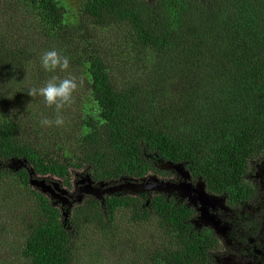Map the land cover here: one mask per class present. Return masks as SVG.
I'll return each instance as SVG.
<instances>
[{"label": "trees", "instance_id": "1", "mask_svg": "<svg viewBox=\"0 0 264 264\" xmlns=\"http://www.w3.org/2000/svg\"><path fill=\"white\" fill-rule=\"evenodd\" d=\"M75 11L69 20L61 0H0V209L13 201L19 264L82 263L88 234L115 241L120 211L146 230L134 243L147 264L216 263V233L195 226L196 210L180 198L88 195L63 216L38 177L69 188L74 169L100 184L166 175L165 163L228 208L256 198L264 0H79ZM53 50L68 57L67 69L42 67ZM53 78L77 84L59 110L62 125L55 105L30 95ZM44 118L56 128L52 137Z\"/></svg>", "mask_w": 264, "mask_h": 264}, {"label": "rangeland", "instance_id": "2", "mask_svg": "<svg viewBox=\"0 0 264 264\" xmlns=\"http://www.w3.org/2000/svg\"><path fill=\"white\" fill-rule=\"evenodd\" d=\"M61 3L68 7V19L73 16L75 8L77 9L79 0H61ZM110 32L102 33L101 37L104 39L110 37ZM113 41V38H112ZM110 45H114L111 44ZM26 77H29L28 75ZM30 87V84L27 83ZM56 133V128L48 125V131L45 132L48 136H53ZM161 169L168 170L166 175L157 174L151 175L144 179H123L119 182L111 183H94L83 170L74 169L72 171L71 186L66 188L60 179L55 177H38L40 179L41 191L54 201V204L62 209L63 216L67 215V210L74 204L79 202L82 198L93 195L99 197L100 195H110L112 193L119 194V192L141 193V192H154L162 191L166 194L173 195L177 199H182L187 204L196 209L197 219H195V226H209L215 230L220 241V251L224 254L226 244L236 249L248 248L249 245L244 242L245 236L241 230L239 220L243 224L242 215L245 214L244 210L232 211L229 210L222 202V197L212 195L205 191L203 184L200 180H193L183 172L182 167L176 165L158 164ZM254 172L252 178L262 188V197L253 209V213H259V216L264 219V160H260L253 165ZM135 188V189H134ZM13 201L10 200L11 207L0 209V254H2L7 264H19V241L20 235L15 228L11 227L10 216L15 219L13 215ZM9 201L6 202L8 205ZM261 205L263 207H261ZM7 210V211H6ZM117 223L120 225L121 232L115 235L114 240L109 243L99 242L92 234H88L93 238H89L87 243L79 246L78 257L84 261L77 264H147V258L139 255L136 252L134 240L138 236L139 240L147 238L146 230L136 225L134 227L129 223V217L124 211L118 213ZM7 217V219L5 218ZM238 217V219H237ZM262 222V231L258 237L254 238L257 243L264 240V220ZM9 226V227H7ZM145 227V226H144ZM128 231V232H127ZM253 240V241H254ZM256 251L261 250L264 260V249L262 244L256 245ZM237 258L234 262L239 263L245 260V257H240L242 252H236ZM239 256V257H238ZM224 258L221 257L222 260ZM224 260V259H223Z\"/></svg>", "mask_w": 264, "mask_h": 264}, {"label": "flooded vegetation", "instance_id": "3", "mask_svg": "<svg viewBox=\"0 0 264 264\" xmlns=\"http://www.w3.org/2000/svg\"><path fill=\"white\" fill-rule=\"evenodd\" d=\"M259 188H260L259 195L256 198H254L253 200H251L250 202H248V204H246L245 206H242L239 208L236 207V208L232 209V208H228L225 205L229 210H232V211L244 210L245 214L241 216L243 219V224L240 220H239V222L237 221V223L239 224V226H240V228L243 231V234L245 236L244 242H246V244H248L249 247L245 248L242 245V248L236 249L234 247H231L229 244H226V246L224 248V252H223L224 254H221L220 247H219L220 241H219L218 235L216 234L217 243L215 245V248H213L211 253H210L212 255V258L216 262L214 264H264L263 255H262L261 250L254 252L256 250V248H255V245H253L254 243L256 245H259V246L262 244L261 246L264 249V240H262L261 243H257L256 240H254V238L255 237L257 238L258 235L262 231V222L260 220H264L259 216L261 209L259 210V213L258 212L257 213L252 212L254 207L255 206L257 207V205L259 204L261 197H262V188L261 187H259ZM222 202H223V199H222ZM261 207H263V206L261 205ZM237 219H238V217H237ZM202 225H204V224H202ZM203 227H204V229L211 230V231L215 232V230L209 226H203ZM236 252H242L240 257L244 256L245 260L241 261L239 263H235L234 260H235V258H237ZM223 256H224V258H223L224 260L223 259L221 260L220 258Z\"/></svg>", "mask_w": 264, "mask_h": 264}, {"label": "clouds", "instance_id": "4", "mask_svg": "<svg viewBox=\"0 0 264 264\" xmlns=\"http://www.w3.org/2000/svg\"><path fill=\"white\" fill-rule=\"evenodd\" d=\"M42 67L47 71H54L57 67L67 69L69 66V59L66 56L60 55L57 51H47L43 54ZM77 84L74 79H63L57 81L56 78L47 82V84L39 89H32L30 95H40L44 97L46 103L51 106L55 105L57 109V118L54 121L56 125H62L64 123L63 117L59 115V110L68 102L71 98L73 90H75ZM53 121L44 118L41 121L42 125H51Z\"/></svg>", "mask_w": 264, "mask_h": 264}, {"label": "water", "instance_id": "5", "mask_svg": "<svg viewBox=\"0 0 264 264\" xmlns=\"http://www.w3.org/2000/svg\"><path fill=\"white\" fill-rule=\"evenodd\" d=\"M135 189V188H134Z\"/></svg>", "mask_w": 264, "mask_h": 264}]
</instances>
